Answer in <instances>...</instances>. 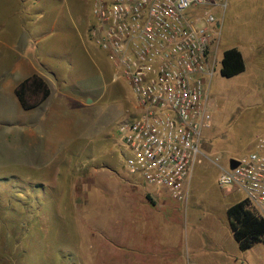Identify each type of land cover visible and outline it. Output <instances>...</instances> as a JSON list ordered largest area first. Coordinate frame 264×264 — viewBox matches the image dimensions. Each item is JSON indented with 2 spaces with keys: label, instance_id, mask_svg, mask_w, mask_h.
<instances>
[{
  "label": "rangeland",
  "instance_id": "374dc122",
  "mask_svg": "<svg viewBox=\"0 0 264 264\" xmlns=\"http://www.w3.org/2000/svg\"><path fill=\"white\" fill-rule=\"evenodd\" d=\"M213 13L221 26L211 45L217 60L208 89L211 120L189 195L179 201L125 166L118 126L132 118L136 100L90 42V0H0V29L32 39L49 32L53 69L44 73L54 96L72 106L64 127L52 115L49 151L38 142L48 139L47 130L38 137L30 112L0 115V264H227L206 257L235 237L227 209L245 194L217 178L264 131V41L248 40L250 28L264 25V0H228ZM241 43L245 71L222 75L224 49ZM202 226L213 239L201 238ZM200 243L214 252L199 251ZM234 251L235 264H264V241Z\"/></svg>",
  "mask_w": 264,
  "mask_h": 264
},
{
  "label": "built area",
  "instance_id": "2783aa9c",
  "mask_svg": "<svg viewBox=\"0 0 264 264\" xmlns=\"http://www.w3.org/2000/svg\"><path fill=\"white\" fill-rule=\"evenodd\" d=\"M89 34L135 97L136 113L118 126L128 172L184 201L211 120L209 81L217 60L211 45L228 0H90ZM221 166L220 186L245 194L264 219V131L252 148ZM218 159V158H217Z\"/></svg>",
  "mask_w": 264,
  "mask_h": 264
},
{
  "label": "crops",
  "instance_id": "0c3cea01",
  "mask_svg": "<svg viewBox=\"0 0 264 264\" xmlns=\"http://www.w3.org/2000/svg\"><path fill=\"white\" fill-rule=\"evenodd\" d=\"M23 0H21L22 2ZM40 18L37 17L35 22L37 23ZM264 19V18H263ZM264 22V21H263ZM221 26V23L219 22V27ZM243 31V30H242ZM250 34V38L248 40H261L264 41V25L263 26H256L254 28H250L248 30ZM79 33L81 36H83L82 31L79 29ZM49 32L41 31L40 36L37 38L32 39L31 36L26 35H20V34H9L8 31H4L3 29H0V115H7L10 113L15 112L16 115H32V121L36 128L37 135L40 138H45L46 130L48 139L47 140H40L38 139L39 146H44L42 150H51V141L49 140L50 135V121L52 115H60V119L62 120V126L64 122V115H66V112L69 110L71 115V102H66L65 98L63 97H55L54 93V86L50 79H48L47 75L44 73V70L53 69L51 65L48 63V56L50 55V39H48ZM239 39H245V36L240 34L238 36ZM91 43L94 44V46L99 50L100 47L92 40H90ZM256 45H251V48L253 49ZM237 47L239 50H241L245 63H246V54H245V48L244 44H239ZM230 48V47H229ZM227 49V48H226ZM102 50V49H101ZM225 50V49H224ZM103 51V50H102ZM104 52V51H103ZM105 53V52H104ZM106 55V53H105ZM249 55V54H248ZM42 57V58H41ZM107 60L109 61V65L111 69H113V65L111 61L109 60L108 56L106 55ZM247 67V63H246ZM54 71V70H51ZM34 73L41 74L49 83L51 87V94L46 98L43 102H41L38 106L32 108V109H25L19 100L15 88L16 86L25 78L33 75ZM66 91V90H65ZM65 91H63V95H65ZM2 95V96H1ZM17 99H16V97ZM133 113H136V110L133 111ZM134 116V115H132ZM70 119V118H69ZM33 135L35 136V131H33ZM70 136V135H69ZM62 144H65L63 141ZM61 144V145H62ZM66 145V144H65ZM48 146V147H46ZM125 156V154H124ZM233 196L232 194H229ZM241 200V199H240ZM232 231V229H231ZM213 231H208L206 226H202L201 233L202 239H213ZM201 233L199 231L198 234ZM198 234L196 236L198 237ZM233 234V232H232ZM234 237V236H233ZM225 241L222 242L221 248L222 250L217 249L216 252L211 251V247L207 243L199 244L197 249L205 254H209L210 252H214L217 255H209L206 258L211 257H222V260L227 264H235V262H232V260L236 257V251L231 252L232 248H240L238 241L235 239L227 238L224 239ZM202 246V247H201ZM230 248V249H229ZM200 254L202 256H206L205 254ZM239 258H236L234 260H238Z\"/></svg>",
  "mask_w": 264,
  "mask_h": 264
},
{
  "label": "trees",
  "instance_id": "16d2710c",
  "mask_svg": "<svg viewBox=\"0 0 264 264\" xmlns=\"http://www.w3.org/2000/svg\"><path fill=\"white\" fill-rule=\"evenodd\" d=\"M245 69L246 63L241 50L231 47L223 51L220 68L222 75L231 77L242 73ZM15 92L23 107L29 110L48 98L51 87L41 74L34 73L22 80L16 86ZM248 205L246 199H241L227 209L233 234L243 250L264 241V219Z\"/></svg>",
  "mask_w": 264,
  "mask_h": 264
},
{
  "label": "water",
  "instance_id": "95a60500",
  "mask_svg": "<svg viewBox=\"0 0 264 264\" xmlns=\"http://www.w3.org/2000/svg\"><path fill=\"white\" fill-rule=\"evenodd\" d=\"M219 25V24H218ZM230 164H231V167H236L237 166V164H238V160L237 159H235V158H231V160H230Z\"/></svg>",
  "mask_w": 264,
  "mask_h": 264
}]
</instances>
